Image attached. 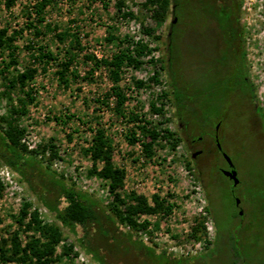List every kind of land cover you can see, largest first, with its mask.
Returning <instances> with one entry per match:
<instances>
[{"label":"rangeland","instance_id":"374dc122","mask_svg":"<svg viewBox=\"0 0 264 264\" xmlns=\"http://www.w3.org/2000/svg\"><path fill=\"white\" fill-rule=\"evenodd\" d=\"M171 1L164 19L159 21L153 12L144 7L146 0H54L45 10L46 22L52 28L42 24L46 34L37 38L33 29L28 28V23L35 18L32 6L36 0H15L10 8L6 6V0H0V26L10 25L11 31L22 30L17 39L18 69L39 65L32 57L38 45L52 50L56 57L47 64V71H41L30 83L34 101L25 98L19 88L13 90L11 98L0 95V116H13L18 120L25 129L23 142L29 149L38 147L39 156L45 164L108 204L112 201L109 187L104 180L88 174L91 159L84 151L90 145L95 129L103 127L114 145L115 163L127 171L123 194L136 191L152 203V196L157 193L166 204H172L170 214L140 216L139 220L148 219L149 226L139 234L181 258L170 259L161 255L141 257L131 250L124 256L121 253L115 260L117 263L264 264V204L259 202L256 194L257 189L264 185V161L253 160L249 154L239 150L241 141L236 138L238 134L233 136L236 143L227 145L241 180L236 188V194L243 200L240 216L232 183L219 169L226 165L220 154L206 153L195 162L182 142L173 147L170 141L162 139L158 146L155 144L154 155L148 158L143 152L141 140L130 144L126 138L134 129L136 136L144 140L139 128L143 122L131 123L114 109L116 98L110 94L112 81L107 67L101 66L93 72L90 70L93 63L88 55L109 59L119 49L116 41H106L110 33L120 37L129 34L137 40L145 39L152 47L157 46L158 50L152 54L157 62H148L147 57L141 68H125L123 71L120 85L129 96L125 111L139 113L159 129L170 128L182 141L187 137L205 136L204 142H199L196 148H209L208 135L212 133L209 116L213 115L214 104L210 103L208 90L213 76L217 74L205 73L198 67L203 55H196L197 48L193 46L195 41L192 37L200 25L199 13L186 3L180 7L177 24L173 22L176 14ZM239 1L247 70L264 114V0ZM127 10L134 11L136 17H124ZM54 25L58 30H52ZM142 25L154 29L160 39L146 35ZM171 28L173 35L169 36ZM57 31L66 33L64 42L57 40ZM75 37L80 40V48L75 46ZM69 48L77 54L72 68L77 71L78 77H71L70 86H65L59 78L60 62ZM232 63L237 66V71L243 68V52L239 43L232 53ZM161 66L164 68L161 70L162 84L137 88V79H143L148 84L149 76ZM235 74H228L232 84ZM236 81L241 90L243 83L237 78ZM2 89L0 78V93ZM176 90L186 101L182 107L175 100ZM164 91L168 97L162 101ZM152 101L158 105L165 103L164 115L150 112ZM24 107L28 111L26 114L17 112L16 109ZM180 108L182 113H179ZM181 123L183 126H180ZM240 134L239 137L242 136ZM222 144H225L224 139ZM54 152L56 156L53 157ZM2 168L4 166L0 162V182L3 186L0 191L1 236L7 237L18 227L15 217L25 201L39 207L46 223L54 222L48 210L35 200L25 182L12 173L3 174ZM207 206L209 212L206 211ZM198 220L205 226L199 240L192 236V228ZM215 226L219 238L211 244L215 239ZM21 235L26 239L24 232ZM64 236L66 244H75L73 252L62 256L63 243L60 244L57 247L58 260L52 264H95L66 230ZM0 264L3 263L0 261Z\"/></svg>","mask_w":264,"mask_h":264},{"label":"trees","instance_id":"16d2710c","mask_svg":"<svg viewBox=\"0 0 264 264\" xmlns=\"http://www.w3.org/2000/svg\"><path fill=\"white\" fill-rule=\"evenodd\" d=\"M53 1L36 0L32 6L35 18L28 23V28L33 29V34L37 38L46 34L41 27L42 24L45 23L44 27L52 28L51 24L46 22L45 10ZM14 2L15 0H6V6L10 8ZM171 2V0H146L144 7L148 8L149 12H153L157 20L162 21ZM173 2L175 4L176 0ZM28 16L32 18L30 13ZM124 17L135 18L136 16L134 11L127 10L124 12ZM142 26L143 32L150 38L160 39L154 29ZM52 30H58L57 25H54ZM21 31L18 29L11 31L10 25L0 26V78L3 84L0 95L11 98L13 90L19 88L25 98L34 101V91L30 88V83L41 71L46 72L47 64L51 60H56V57L52 50L38 45L32 57L34 61L39 62V65H30L19 70L16 52L17 39ZM65 37V32L57 31L56 38L59 42H64ZM74 41L75 46L80 48L81 43L78 37H75ZM106 41L109 43L116 41L119 47L111 58L99 59L95 54L88 55L87 58L93 63L90 69L92 72L101 66L107 67L112 81L110 94L116 98L114 107L116 112L131 123L143 122L139 128L142 129L145 139L137 137L136 131L131 129L130 136L126 137L129 143L135 144L141 140L143 152L148 158L154 155V146L155 144L158 146L162 139H167L173 147H176L182 139L175 131L168 127L159 129L158 126L153 125L152 121L144 119L139 113L133 111L127 113L124 109L129 100V96L120 85L124 69L141 68L147 57L148 62H157L158 59L152 54L158 50V47H152L145 39L137 40L129 34L120 37L110 33ZM76 56L77 54L69 48L60 62L62 69L59 78L65 86H70L71 77H78L77 71L72 68ZM161 70H164L162 66L161 69L154 70L149 76L148 84L143 79H137L135 81L137 88L150 84H162ZM167 97L168 93L164 91L161 100ZM174 97L177 104L186 103L177 90L174 92ZM259 107L258 110L262 112V107ZM16 110L23 114L28 112L25 107ZM150 112L164 115L165 103L158 105L156 101H152ZM262 117L264 118L263 112ZM24 135L25 129L21 127L17 119L13 116H0V162L20 181L25 182L35 200L48 210L54 222L46 223L39 207H34L32 202L25 201L15 217L18 227L9 232L7 237L1 236L0 233V261L3 264L10 262L52 264L58 260L57 247L62 243L61 255H71L75 244L65 243L64 230L73 236L76 244L95 264H119L115 261L118 260L117 257L121 253L124 256L131 250L136 251L141 257L161 255L170 259L181 258L176 253L150 243L139 234L149 226L148 219L139 220L140 216L170 214L172 204H166V201L157 193L152 196V203L145 195L138 194L136 191L128 195L123 194L127 171L115 163L114 145L103 127L95 129L92 141L84 151L91 159L88 174L104 180L109 187L112 201L108 204L102 202L93 192L78 186L75 182H69L64 174L56 172L49 164H45L39 156V148L29 149L23 142ZM54 156L56 152L53 153ZM2 187L0 182V191ZM206 211H210L208 206ZM203 223L198 220L192 228V236L197 240L202 238L201 234L205 227ZM22 232L26 234V239L22 238ZM218 238L217 230L214 242H217ZM187 258L192 257L185 259Z\"/></svg>","mask_w":264,"mask_h":264},{"label":"flooded vegetation","instance_id":"af4514ba","mask_svg":"<svg viewBox=\"0 0 264 264\" xmlns=\"http://www.w3.org/2000/svg\"><path fill=\"white\" fill-rule=\"evenodd\" d=\"M186 3H189L194 8V11L200 15V25L195 29V35L192 37V40L195 41L193 46L197 48L196 55H203V60L198 62L200 63L198 67L204 69L205 73L211 72L212 75L215 73L217 75L215 77L213 76V81L208 90L210 103L214 104L213 115L210 114L209 116L212 128V133L208 135V144L210 147L206 148L202 146L200 149L196 148L199 142H204L205 136L187 137L182 141V144L191 153L192 159L195 162L206 153L217 152L226 164L224 167L219 168L220 172L223 173V170H231L232 168L237 171L236 164L227 150V145L235 142L233 136L238 134L236 138L241 141L240 146H238L239 150L241 152L243 150L244 153L249 154L251 159H257L263 162L264 118L262 117L263 111L258 110L260 105L257 102L254 85L247 70V54L243 37L244 31L239 16L240 1L176 0L173 11L176 14L175 22L177 24L179 23L180 7ZM236 32H238L237 38L235 37ZM172 35L173 30L171 28L169 36ZM238 43L241 45L243 52V68L239 71H237L238 69L235 64H231L232 53L237 49ZM230 72L236 73L233 84L228 78ZM237 74H240V79L237 77ZM236 78L243 83L241 90L238 89L239 84H237ZM180 107H182V103ZM181 110L183 109L180 108L179 113H182ZM177 120L179 121L180 118H177ZM180 126H183V124L181 123ZM240 133L242 136L239 137ZM222 139L225 141L224 145L222 144ZM225 154L231 157L234 164L233 167L230 166ZM226 177L232 183L233 197L237 203L239 196L236 194V188L241 184V180L237 186H234V181L230 177ZM256 194L259 202L264 204V185L262 188L257 189ZM239 200L237 208L238 212H241L239 213L241 216L243 213V200L241 197H239ZM215 229L216 239V226Z\"/></svg>","mask_w":264,"mask_h":264},{"label":"water","instance_id":"95a60500","mask_svg":"<svg viewBox=\"0 0 264 264\" xmlns=\"http://www.w3.org/2000/svg\"><path fill=\"white\" fill-rule=\"evenodd\" d=\"M173 22H175V21H173ZM219 146H220V145H219ZM225 157H226V159L228 160L230 166L233 167L234 164H233V162H232L231 157L228 156L227 154H225ZM223 173H224L226 176L230 177V178L234 181V186H237V185L239 184V181H240V180H239V177H238L237 171H236L234 168H232L231 170H223ZM239 201H240L239 198H237V204H239Z\"/></svg>","mask_w":264,"mask_h":264},{"label":"built area","instance_id":"2783aa9c","mask_svg":"<svg viewBox=\"0 0 264 264\" xmlns=\"http://www.w3.org/2000/svg\"><path fill=\"white\" fill-rule=\"evenodd\" d=\"M1 172L3 173V174H7V175H9V173H11L6 167H4V168H2V170H1ZM13 174V173H12ZM14 175V174H13ZM15 176V175H14Z\"/></svg>","mask_w":264,"mask_h":264}]
</instances>
